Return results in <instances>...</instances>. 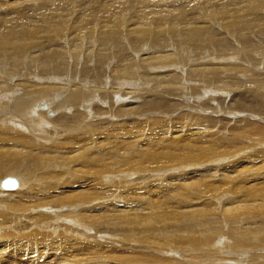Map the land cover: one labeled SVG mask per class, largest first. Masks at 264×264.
Masks as SVG:
<instances>
[{
	"label": "bare ground",
	"instance_id": "bare-ground-1",
	"mask_svg": "<svg viewBox=\"0 0 264 264\" xmlns=\"http://www.w3.org/2000/svg\"><path fill=\"white\" fill-rule=\"evenodd\" d=\"M72 1L53 0L57 6L63 9L69 8L68 4L73 5ZM170 1L175 0L88 1L90 4L99 5H104L106 2L110 3L113 8L112 16L116 23L122 24L124 21L127 23V21L137 19V22H134L137 26L134 27V39H120L117 34L98 38L97 40L100 46L99 49H95L97 54L93 60L94 66H91V62L87 61L88 57L86 60L87 64L80 65L76 70L71 69L70 72L72 75H68L67 77V79L72 82L73 76L77 75L76 77L79 81L71 86L68 85V87L60 86V90L52 95L51 100L53 103L49 108H53L55 113L60 111L56 114V118H58L56 121L60 123L64 122V124L62 123L65 125L63 133H69V136L66 137L69 138L68 142L73 144L72 148L68 146L72 151L64 150V145L62 146V144L65 142H61L60 139H55L51 143L47 141L50 137H48L47 140L43 139L45 135V138L47 137V133L59 132L48 130L46 127L47 123L40 117L37 123L34 124V129H40L41 134L38 135L42 138L38 140L34 137L19 133L16 128L7 124L0 125L1 187H4L5 178L7 179L8 176H16V178L21 177L20 179L25 182L24 184L26 186L23 191H30L29 193H31L32 190H35V194L39 196V202L52 208L50 212L53 216L57 214L61 215V220L57 222L53 221V226L47 229H45V224L43 223H38L35 228H33L32 222L26 216L18 218L13 227L9 224L0 226V264H53L55 262L53 260L59 258L60 255L66 252V246L72 248L74 239H82L81 244L78 246L80 250L77 251V253L68 251L65 255L71 257L75 261V264H113L107 261L113 262L116 259L114 252H117V257H121L123 262L126 261L125 264H169L177 253L181 254L180 257H182L184 261L178 259L180 263L183 264H214L213 258L211 257L213 256L212 253H209L210 256L209 254L196 252L206 249L210 246L211 242L225 243L227 245L229 241L232 242L230 245L233 247L231 248L232 251L237 250L240 256L233 259L229 264H247L250 254L255 255L257 253H264V128L247 129L249 131L241 133H236L232 130L235 133L232 138L228 139L230 141H222L221 139V141L213 142V132L211 133L210 131L212 130H210L208 135L210 138V140H208L210 142L203 141V139L198 141L195 140V142L185 139V141L173 142L174 138L169 137L172 139V143L165 144L166 146H163L165 148L160 149L152 146L146 150H139L138 148H140V146L137 148L135 144L137 148L136 151L141 153L140 158L138 157V160H136L137 157L134 159L132 155V151H134L135 148L131 145L120 149L118 146L123 147L121 146L122 144L116 145L112 144L110 141L109 147L100 146L95 137L99 133V128L96 124L97 121L95 120L94 123L89 122L88 119L93 120L92 114L86 117V112H83V110L86 109V105H89L91 109L94 108L96 111V97H103L106 100L105 102H110L112 100L110 90H103L104 86H108V82H110L104 79V73H106V66L110 65L108 57L111 50H113L111 57L114 59L113 62H115V65L109 66L110 71L108 73L113 77H110L114 79L113 83H120V86L131 83L133 84V88H142L143 86L149 85L152 89L157 91L158 96L161 98H170L176 93L174 97L180 100V95H183L181 94L182 89L186 90V88H190L189 90L192 89L195 93L200 89L208 95L211 94L213 90H216L217 87H226L228 90L230 89L233 91L232 89L235 90L238 86L247 85L245 84L246 82L242 83V79L239 77L240 71L242 73L245 70L246 67L244 68V64L248 66V69L251 67L244 75H249L248 73L250 71H254L252 66H254V64L256 65L257 60H259L257 59L258 55L255 54L256 57L254 56L252 58V62H246L247 59L250 60V55H239L237 51L233 53V51L237 50V47L234 45L232 53L227 54L224 51L225 53L223 54V50H225L224 43H222L220 39H215L213 37L212 24H216V22H213L216 19H220V22H222L224 19L223 16L229 18L225 26L233 32L236 37H239V39L243 38L241 41L243 46L249 47V39L244 38V35L251 34V36H253L252 32H258L259 34L261 33L260 31L263 32L264 30V0H221L218 10H215L213 7L212 0H194L197 5L191 6L190 9H186L185 0L183 3H181L182 0H180L174 8H167V2ZM25 2L26 3L22 5L28 10L36 9L41 3H51L49 0L45 2L36 0L35 3L33 0H27ZM238 2L239 6H235ZM34 4H36V7L32 8ZM216 6L218 5L216 4ZM222 7L228 10L225 14H223V12H218ZM210 8L213 12H211ZM237 8H239V11H237ZM73 12L75 14L77 13L76 10ZM198 19L200 28L196 27L194 24ZM19 24L24 23H14L10 26L8 32L1 34L0 56L3 57L4 54L6 55L7 52L12 51L17 54L14 56V60L18 61L21 59V56L28 54L31 48L34 47L35 49H33V51L37 50V52H40V55H38V57H33V52L32 60L27 62L28 67H32L36 72H39L42 77L50 74V78H48L49 80L47 82L45 81V83H43L41 77L37 79L33 78L29 76L33 72L26 71L23 78H29V81H31L30 85L23 86L24 90L14 91L13 93L7 92L6 96L0 95V118L7 119V122L9 121L10 115H15L16 111H25V113L28 114L30 107L36 108L38 105L30 103V100L36 101L38 98H35V96H38L42 92L53 90L52 88H56L58 81L63 80V78L59 79L52 74L55 73V71L60 72L62 56L44 49L40 44V39H23L25 36H34L38 32V28H36L33 23H25V26H20ZM168 33L176 39L175 41L182 39L185 42L181 40L185 44L184 47L181 46L176 48L173 44H170L169 39L166 37ZM141 35H143L145 39H141ZM26 41L29 43L23 45ZM46 41L51 42L53 39H46ZM175 41H172V43H179ZM128 43L129 47L127 49H131L132 52L126 50ZM214 43L217 45L216 48L219 51H217L216 48L214 50H216V53L219 52V56H215L217 62H210L209 58L211 54H209L210 50L208 47H213ZM140 45L142 46L143 56L139 64H135L133 60V57H135V48L133 47H139ZM150 47H152V51L147 56L146 53L150 50ZM183 48L185 50H183ZM180 49L184 53H189L193 49L197 54L192 57V61H188L189 56L186 57L181 54V56L178 54L179 56L176 60L173 56ZM258 52L259 51H257V53ZM207 54L209 56H205L203 60L202 57ZM212 56L213 55H211V60H213ZM221 56L225 58H220ZM224 60L225 62L221 63ZM181 61H185L184 63L188 65L184 77H182L183 72L181 70H179L180 74L176 72L179 69V64L182 63ZM243 61L245 62L244 64ZM190 62L192 63L190 64ZM15 63V68H19L18 63ZM219 65L220 68H224L225 72H222V70L220 71ZM214 66H218L217 70ZM89 68L92 70L96 69L97 74L90 77ZM137 68L140 69V76H137ZM260 74L258 71H255L251 76L249 75L250 79H255L258 82L260 81V84L255 80L251 81L254 87L249 91V94H254L255 98H251V102L248 104L237 101L236 105L239 107V110L244 109L247 112L251 111L254 113H257L259 110H264V91L261 90L264 89V73L262 77H260ZM183 78L189 79L188 83H193L194 85L182 84L177 86V80L185 82ZM38 79H40V81H38ZM51 81H53V84L50 83ZM144 81L147 82L146 85L142 84ZM35 84L39 85L27 91L28 87ZM16 85L17 84L14 83L12 87L14 88ZM93 86H95L101 94L97 93L98 91H94L92 89ZM162 86L165 88L162 89ZM48 87L52 88L48 89ZM20 92H23L24 95L30 93V95H28L29 97H27V99H21V97L18 96L15 98L12 97ZM32 93L34 94L31 95ZM199 94H201V92ZM222 97L223 96H221V98ZM4 99L6 100L5 102H3ZM45 106L46 105H42L41 108H45ZM173 106H175V103ZM161 108L166 109L165 107ZM172 108L171 105H169V109L172 110ZM175 108L176 106L173 110L176 111L177 109ZM67 112L68 114H66ZM71 112L73 115L69 114ZM40 113L43 116L47 113L54 115L53 111ZM262 114L264 115V113ZM196 116L194 115L193 117L196 118ZM186 118L183 120H188ZM199 118H201V120L204 119L201 115ZM5 119H2V121H5ZM83 119H85V121H83ZM245 119V121L248 120L247 118ZM196 120L200 119L196 118L195 121ZM204 120L206 122L207 118ZM192 122H189L193 124L191 127L196 128V130L199 129L198 131H200L202 127L201 123L196 124ZM82 125H84V128ZM176 125L182 128V125ZM185 125H187V123H185ZM212 125H214V123ZM122 126L124 125L122 124ZM85 128L86 130H82ZM204 128L207 129L209 127H203V129ZM115 129L118 128H114V130ZM172 129L173 128H171V130ZM178 131L179 130H177V132ZM117 134L119 136L118 130ZM170 134H173V132ZM174 135L177 134L174 133ZM193 135L195 134L193 133ZM252 135L253 139L251 138ZM244 136L250 137L251 139L246 145H244L245 140H242L240 142L242 146H240L237 140ZM43 141H47L48 145L44 144L45 142ZM131 141L133 143V140ZM154 143L155 145L157 144L155 140ZM159 144L160 143H158V145ZM104 149L105 151L102 152ZM170 153H175L177 160L180 161L178 165L173 166H176V168L185 167V170L173 172L172 175H170L172 180L183 177L187 173L186 169L190 167L192 175L187 178L190 182L173 184H171L172 182H163L162 186L164 185L167 190H170L167 191L165 190L166 188L164 189L166 193L170 194V198L167 201L159 200V196L154 194L156 193L155 191L151 195L153 196L152 198L148 199V195V197L146 196L147 198L145 197L148 201L143 204L140 203L141 201L139 203L135 201L137 205H134V201L129 202L127 198L128 204L131 203L132 206L127 207V205V210L125 207V209L118 210L127 213V227H124L126 229V234L122 235L128 244L127 253L123 254L119 249H100L109 246L110 240L115 239L110 233H114L115 227L122 225L112 223L110 221L111 219L104 216L101 225L105 226L103 229H107V233H105V231L102 233L101 230H95L93 234L89 233L90 230L101 222L100 216L102 215L97 213V209L99 207L106 208V206H108L107 200L104 197L99 198L95 191L97 182L102 181L107 183L103 180V174L108 173L109 175L111 172H114L113 174L115 176L117 173V180H119L120 174L124 176V181L129 180V174L133 175L135 172L128 171V166L139 169L142 176L145 174V176H148V170H150L151 177L161 176V172L158 175H153L154 168L160 164L156 169L162 171V167L166 164H161L159 161L160 159H164L165 161L169 160L167 161L169 162L167 163L168 166L172 165V159L165 157V155ZM227 158L228 160L224 162L223 160ZM149 160L157 161L159 164L154 165L153 163H147ZM132 161H138L139 164L134 166L131 163ZM204 161H206V163ZM221 162H223V164H221ZM196 164H198L197 167H206L196 169ZM209 164L210 166H208ZM6 170H9L13 174L5 173ZM216 171L220 173L217 174ZM166 175L169 176V174ZM13 179L16 182L15 187L12 189L7 188V190H16V188L20 186L21 180ZM133 179H135V177ZM139 179L141 180V178ZM115 181L116 180L113 182ZM145 181L143 180L142 182ZM67 182L75 185L78 192L76 196L63 197L61 195L63 192L59 191L58 188ZM158 185L160 186L159 183ZM144 187L145 186H141L139 190ZM157 188H161V186ZM3 190L5 189L3 188ZM159 190L160 189L157 191ZM136 192L138 191L136 190ZM140 192L142 193L143 190ZM132 195L131 198L135 199L134 192ZM173 199L177 200L181 204V207L179 206L178 208L174 204L176 210L169 211V203ZM138 200L139 199H137V201ZM200 200L211 203L213 208H201L196 204V202ZM162 203L166 206L165 212L160 210ZM64 204H66L65 207H63ZM172 206L173 205L170 207ZM163 207L162 209L164 210ZM63 208L65 209L63 210ZM146 208L148 209L146 210ZM218 216V228L215 226L207 228L205 224H202L212 223ZM159 221H161V225H159ZM258 223L260 224L257 226L254 225ZM98 233H102L103 237ZM256 235H258V237ZM2 240H4V242H2ZM5 241L7 243H5ZM248 244H252V246H248ZM24 247L28 249H24ZM45 249H50L52 250L51 252L57 254L56 258L47 262L45 252L41 253L39 257L38 255L36 256L37 252L45 251ZM169 249H173L175 255L166 251ZM62 250L65 252L62 253ZM48 252L50 253V251ZM157 253L159 255H157ZM48 254L47 257H52L48 256ZM40 257H44V259ZM66 258L68 257L64 256L61 261H58L59 259L57 261L62 263ZM258 261L256 256V262L248 264H257Z\"/></svg>",
	"mask_w": 264,
	"mask_h": 264
},
{
	"label": "rangeland",
	"instance_id": "rangeland-1",
	"mask_svg": "<svg viewBox=\"0 0 264 264\" xmlns=\"http://www.w3.org/2000/svg\"><path fill=\"white\" fill-rule=\"evenodd\" d=\"M25 1H27V0H20V1H18V0H13V1L0 0V38H1V34L8 32L10 26L14 23L18 22V23H24V24L25 23L35 24V27L38 28V32L34 36H25V37H23V39H40V44L43 46L44 49L50 50L51 52L56 53V54H60L62 56V59H61L62 65L60 67V72L55 71V73H52V74L57 76L59 79L63 78V80L58 81V83L56 84L57 85L56 88L48 87V89L52 88L53 90H48L47 92H42L38 96H35V98H38L36 101L30 100L29 101L30 103H35L38 105L37 106L35 105L36 108L30 107L28 114H26L25 111H18V112L16 111L15 115L14 114L10 115L11 119L9 118L8 122H7V119L0 118V125L7 124L9 126H12L13 128H16L19 133L34 137L38 140L39 138H42V137H40L38 135V134H41L40 129L39 128H38V130L34 129L35 128L34 124L37 123V120L40 117L42 120H44L47 123L46 127L48 130L59 132V133H47V137L45 138V136H46L45 135L43 139L47 140V138L50 137V139L47 140L49 143H51L55 139H60L61 142H65L64 144H62V146L64 145L63 149L68 150V151H72L70 148L73 147V144L69 143L68 142L69 138L66 137V136H69V133L68 132L63 133L64 132L63 128L65 127V125H63L64 122H62L63 123L62 124L59 121H56L58 119V118H56L57 117L56 114L59 113L60 111L55 113L53 108H49V107H51V105L53 103L51 100V97L53 94L58 92L61 87H68V85L71 86L72 84H75L79 81L76 77L77 75L73 76L72 82L67 79L68 75L69 76L72 75V73L70 72L71 69L76 70V69H78V67L80 65L87 64L86 60L88 57L89 58L87 61L91 62L90 63L91 66H94L93 60L95 59L96 54H97L95 52V49L96 48L99 49V46H100L98 44L99 43L97 40L98 38L117 34L120 37V39H134V35H135V28L134 27L137 26V24H135L134 22H137V19L127 21V23L124 21L122 24L116 23V21L114 20V17L112 16L113 15V8L111 7L110 3H108V2L104 3V5H99V4H90L88 2V1H93V0H79V1H72L71 0L73 2V5L68 4L69 8L63 9V8L57 6L53 2V0H49L51 2L50 4L41 3L36 9L28 10L25 6L22 5L23 3H26ZM33 1L35 3L36 0H33ZM38 1L45 2L47 0H38ZM185 1L182 0L181 3L185 2L186 9H190L191 6L193 7V6L197 5L194 0H185ZM212 1H213V7L215 8V10L216 9L218 10V8H220L219 3L221 0H212ZM179 2H180V0L167 2V4H168L167 8H174ZM216 4L218 6H216ZM243 5H241V6H243ZM235 6H239V2ZM35 7H36V4H34V6L32 8H35ZM75 10L77 11L76 14L73 12ZM184 11H186V10H184ZM227 11H228L227 8L222 7V9L218 12L219 13L223 12V14H225ZM237 11H239V8H237ZM211 12H213L212 9H211ZM223 17H224V19L222 20V22H220V19H216L213 21V22H216V24H212L213 37L215 39H220L222 41V43H224L223 45L225 47V50H223V54L225 52L227 54L232 53V51L234 50L233 49L234 46L237 47V50L233 51V53H235L237 51V53L239 55L240 54H243L245 56L250 55V60L247 59L246 62H252L251 61L252 58L254 56L256 57L255 54H257L258 55L257 59H259L256 62L257 66L254 64V66H252L254 71H250L248 74L251 76V74L255 71L256 72L258 71L259 74L260 73L263 74L264 73V30H263V32L260 31L261 33H259V34H258V32H252L253 36H251V34H245L244 38L249 39V42H248L249 47H245L241 43L243 38L239 39V37H236L234 35V33L231 32L225 26V24L229 20V18H225V16H223ZM150 20H152V19H150ZM24 24H19V25L25 26ZM194 24L196 27H199V19ZM166 37H167V39H169V43L173 44L176 48H179L181 46L184 47V45H185L184 44L185 42L182 39H178L177 41H175L176 39H174L173 36L169 35V33L166 34ZM140 38L145 39V37L143 35H141ZM46 39H53V41L47 42ZM233 39H235L236 41ZM27 41L23 45L28 44L29 42H27ZM172 41H175L176 43L179 42V43L175 44V43H172ZM239 44H240V46H239ZM216 46L217 45L214 43L213 47L212 46L208 47V49L210 50L209 54L213 55L212 56L213 60H211V55H210V58H209L210 62H215L216 61L215 56H217V57L219 56V52H217L218 54L216 53V50L219 51L216 48ZM128 47H129V43L126 46V50L129 52H132L131 49L130 50L127 49ZM131 48H132V46H131ZM133 48H135V55H134L135 57H133V60H134L135 64H139V62L141 61V58L143 56L142 46L140 45L139 47H133ZM215 48H216V50H214ZM33 49H35V48L32 47L30 52H28V54H24L23 56H21L20 57L21 59L18 61L14 60V56L17 54L13 53L12 51L7 52L8 54L7 53H6V55L4 54L5 56L3 55V57L0 56V79H1L0 80V95L6 96L7 92L13 93L14 91H20L22 89L24 90L23 86L30 85L31 81H29V78H23L26 71H32L33 73L29 76H32L33 78L37 79V78L41 77L43 79V83H45V81L47 82L49 80L48 78H50V74L44 75L42 77V76H40L39 72H36L32 67L31 68L28 67L27 62L32 60V53L34 52L33 57L34 56L38 57V55H40L39 54L40 52H37V50L33 51ZM180 50L177 51V53L173 56V58L176 59L181 54V55H184L186 57L189 56L188 61H190V60L192 61V57L195 54H197V52H194L193 49L191 51L192 53L191 52H189V53L185 52L187 55L182 50L181 51ZM183 50H185V49L183 48ZM151 51H152V47H150V50L146 53V55L148 56ZM257 51H259L260 53L259 52L257 53ZM221 52H222V50H221ZM112 53H113V50H111L110 55L108 57L110 65L106 66V68H105L106 73H104V75H105L104 79L106 81H110V82H108L109 87L104 86V89H103V90H106V89L110 90L112 100L110 102H105L106 100L103 97H101V98L96 97V102H95L96 111L94 110L93 107H92L93 109H91L89 107V105H86V107H85L86 109L83 110V112H86V115H85L86 117H89L92 114L93 120L88 119L89 122L94 123L95 120L97 121L96 124L99 128V133L95 137L97 138L96 140L99 142L100 146L109 147V143L112 142V144H116V145L122 144L121 146H123V147L118 146V148L121 149L124 147L126 148L127 146L129 147L131 145L132 147L135 148V150L132 151L133 152L132 155L134 156V159H136V157H137L136 160H138V157L140 158V156H141L140 155L141 153L140 152L138 153V151H136L139 146H140V148H138L139 150H146L147 148H150L152 146L156 147V148L158 147L161 149V148H165L163 146H166L168 143H172L171 138H174L173 142L185 141V140H190L192 142H195V140L198 141V140H202V139H203V141L210 142L209 141L210 138L208 137L210 132L211 133L213 132V137H212L213 142L221 141V139H222V141H230L228 139L232 138L233 134L235 132L241 133V132H246V131L252 130V128H264V115L262 114V113H264V110L263 111L259 110L257 113L251 112L250 110H249L250 112H247L244 109L239 110V107L236 105L237 101H242L243 103L248 104L251 102V98H255L254 94H249V91L252 90L254 87V85L251 83V81H254L255 79H250V76L247 74L244 75L245 73H247L246 71L251 69V67H250V69L247 68L248 66L244 64L245 63L244 61H243L244 68L245 67L246 68L242 73L240 71L239 77L242 79V83L246 82L245 84H247V85L238 86L237 88H235V90L232 89L233 91H231L230 89L228 90V88H226V87H223V88L217 87L216 90H213V92L211 94H208V95L203 90H200V89H198L196 91V93L198 92L196 94L192 89L189 90L190 88H186V90L182 89L181 94H183V95H180L181 98H180V100H178L176 97H174V96H176V93H174V96H172L170 98H161L160 96H158L156 90L152 89L149 85H146L147 84L146 81L142 82V84L146 85L147 87L143 86L142 88H135V87L133 88V86H132L133 84H131V83L128 85L126 83L125 85H122V86L119 85L120 83H113L114 79H111L110 77H112V76L109 75V73H108L110 71V67L115 65V62H113L114 59H112V57H111ZM247 53H249V54H247ZM262 53H263V56H262ZM205 56H209V55L208 54L204 55L202 57L203 60H204ZM228 57H230V56H228ZM220 58H225V57L221 56ZM15 62H17L19 65V68H17V69L15 68V64H16ZM181 62L184 63L185 61H181ZM224 62H225V60L222 61L221 63H224ZM191 63L192 62H190V64ZM181 64H179L180 65L179 69L176 72L179 73V70H181L183 72L182 77H184L185 73L187 72L186 70L188 69V65L186 63H184L183 65H181ZM236 65H239V64H236ZM214 67L217 70L218 66H214ZM91 68H89V76L90 77L97 74L96 69L92 70ZM211 68L214 69L213 67H211ZM28 69H30V70H28ZM38 69H40V68H38ZM219 69H220V71L222 70V72H225L224 68H220V65H219ZM137 72H138L137 76H140L141 75L140 69L137 68ZM33 74H34V76H33ZM262 74H260V77H262L264 75V74L263 75ZM245 76H247L249 79ZM243 77H245V78H243ZM183 80H185V82L177 80V86L182 85V84L183 85H189L190 84V83H188L189 79L183 78ZM38 81H40V79H38ZM255 81L258 82L257 80H255ZM14 83L17 85L13 88L12 86ZM50 83L53 84V81H51ZM65 83H70V84H65ZM92 84H94V83H92ZM38 85L39 84H35L33 86L28 87L27 91L34 89ZM190 85H194V84L192 83ZM163 86H162V89L165 88ZM245 88H247V89H245ZM92 89L94 91H98L97 93L101 94V92L99 90H97V88L95 86H93ZM261 90L264 91V89H261ZM199 91L201 92V94H199L200 93ZM33 94L34 93H32L31 95H33ZM12 95H14V94H12ZM23 95H24V93L20 92L17 95L12 96V97L15 98L18 96V97H21V99H27V97H29L28 95H30V93L25 94L24 96ZM218 96H220V97H218ZM221 96H223V97L221 98ZM175 98H176V100H175ZM5 101L6 100L4 99L3 102H5ZM174 103L176 106L175 109H177L176 111L179 110L178 112L173 110L175 107V106H173ZM201 104H202V106H201ZM42 105H46L45 108H41ZM169 105H171V108L173 107L172 108L173 112L171 109H169ZM161 107H165L166 109H162ZM87 109L89 110V112ZM49 111H53L54 115H51V113H47L46 115L43 116L40 113V112H49ZM260 111H261V113H260ZM66 114H68V112ZM69 114L73 115L72 112ZM186 114L189 116H187ZM198 114H200L202 117H204V119L207 118L206 122L204 119L201 120V118H199L200 115H198ZM191 115H192V117L194 115L195 116L197 115L196 118L200 119V120H196V121H198V122H196L195 121L196 118L195 117L192 118ZM68 117H70V116H68ZM86 117H85V119H86ZM186 117H188V118H186ZM185 118L188 120L184 121ZM212 118L215 120H213ZM220 118H223V119H220ZM227 118H229V119H227ZM245 118H247L248 120L245 121L246 120ZM2 119H5V121H2ZM85 119H83V121H85ZM13 120H14V122H13ZM211 120H212V122H211ZM219 120H221V121H219ZM79 121H81V120H79ZM79 121H77V122H79ZM183 121H184V123H183ZM187 121H189V122L193 121L196 124L201 123L202 127H201L200 131H198L199 129L196 130V128H192L191 126H193V124H191ZM214 121H216L217 123ZM257 121H259V122H257ZM185 123H187V125H185ZM213 123H214V125H212ZM256 123H258L259 125ZM122 124L124 126H122ZM176 124L182 125V128H180L181 126H178ZM161 125H162V127H161ZM201 125H199V126H201ZM261 125H263V126H261ZM82 126L84 128V125H82ZM188 126L191 127L192 130ZM207 126L209 128L203 129V127H207ZM210 127L213 129H211ZM248 127H250V128H248ZM114 128H118V129H115L116 130L115 131ZM171 128H173L172 129L173 131L171 130ZM106 129H108V130H106ZM247 129H249V130H247ZM82 130H86V128L82 129ZM117 130L119 132V136L117 134ZM177 130H179V131L177 132ZM210 130H212V131H210ZM232 130L235 132H233ZM106 131L109 133H107ZM113 131H114V133H113ZM171 132H173V134H170ZM105 133H107V134H105ZM115 133H116V135H115ZM174 133L177 135H174ZM193 133L195 135H193ZM178 134H180L181 136ZM220 135H222V136H220ZM120 136H122V137H120ZM214 136H216V137H214ZM254 136H259V135H254ZM169 137H171V138H169ZM222 137H224V138H222ZM225 137L227 138V140ZM245 137L246 136L239 138L240 140L239 139L237 140V141H239L238 144L240 146H242L240 144V142L242 140L243 141L245 140L244 145H246V143L249 142V140L253 137V135L251 136V138L250 137L245 138ZM166 138H167V141H166ZM243 138H245V139H243ZM246 139H247V141H246ZM254 139H255V137H254ZM131 140H133V143ZM154 140L157 143L156 145L154 143ZM47 141H43V142H45L44 144L48 145ZM160 141H162V142H160ZM158 143H160V144L164 143V144L158 145ZM125 144H127V145H125ZM135 144H136L137 148H136ZM68 146L70 148H68ZM104 151H105V149L102 152H104ZM73 154H76V153H73ZM136 154H138L139 156ZM124 156H127V155H124ZM165 157L172 159V165L168 166L167 163H169V162H167V161H169V160L165 161L164 159H160L159 161L161 164H163V165L166 164L165 165L166 167L165 166L162 167L163 168L162 171L159 169H156L160 165L159 162L153 161V160L147 161V163H153L154 165L159 164L156 166V168H154L153 175H158L161 172L162 173L161 176L151 177L150 176L151 175L150 170H148V174H149L148 176H145L146 174L144 176H142V173L139 169L131 168L130 166H128L127 167L128 171H130V172L134 171L135 172L133 175L129 174V177H128L129 180L124 181V176L122 174H120L119 175L120 181H119V180H117L118 178H116L117 173L115 176L113 174L114 172H111V173H109V175H108V173L103 174V180L107 183H104L102 181L97 182V184L95 186V191L97 192V195L99 198L104 197L107 200L108 206L104 205V206H106V208L99 207L97 209V213L102 215V216H100L101 222L95 228L90 230L89 233L93 234L95 230H101L102 233H103V231H105V233H107V229H103L105 226L101 225L102 219L104 216L105 217L107 216L106 218L111 219L110 221L112 223H117V224L122 225V226L115 227L114 233H110L108 231L111 235L114 236L115 239L110 240L111 242L108 244L109 245L108 247L100 248V249H102V250H104V249H119L122 251L123 254L127 253L128 244H127V241L125 240V238L122 236V235L126 234V229L124 227L125 226L127 227V222H126V214L127 213L118 211L119 209H125V208L127 210V207L132 206L131 203H130L131 205L128 204L127 198L129 199V202L134 201L133 202V204L135 203L134 205H137L136 202L139 203L140 201H141L140 203L143 204L144 202L148 201V199L153 197L151 195L155 191L156 193H154V194L159 196V198H160L159 200L167 201L170 198V194L166 193L165 190H167V188L164 185L162 186L163 182H172L171 184L190 182V180L187 179L188 177H190L192 175L191 174L192 172L190 171L191 170L190 167L186 169L187 173L183 177H180L179 179H176V180H172L170 175H172L173 172H178V170H185V167L176 168V166H173V165H178L180 163V161L177 160L175 153L167 154V155H165ZM227 160H228V158L226 160H223V161L225 162ZM204 162L206 163V161H204ZM131 163L134 166H137L139 164L138 161H132ZM221 164H223V162H221ZM197 165L198 164H196V166H195L196 169L206 167V166H198L197 167ZM208 166H210V164ZM216 172H217V174L220 173V172L218 173V171H216ZM5 173L13 174L9 170H6ZM166 174H169V176ZM8 177H12V178H15L17 180L18 179L21 180L20 179L21 177L16 178V176H11V175ZM134 177H135V179H133ZM145 177H146V181H145ZM139 178H141V180L142 181L144 180L145 182H142ZM153 178L154 179L156 178V179L154 180ZM112 179H114L116 181L113 182L114 180H112ZM0 183H1V179H0ZM24 183L25 182L23 180H21V184L19 187H17L18 189L16 188V190H7L6 187H3L5 189V190H3V188L0 185V226H2L4 224H9V225H12V227H13L15 225L17 219L20 217H23V216H26L30 219V221L33 224V228H35V226L38 223H43V224H45V229H47V228H50L51 226H53V221L54 222L60 221L61 215L57 214V215L53 216V214L50 212V210L52 208L49 206H45L39 202V196H37L35 194L36 193L35 190H32L31 193H29L30 191H26V192L23 191L26 188ZM158 183L160 184L161 188H157V187H160L158 185ZM140 185L142 187L145 186L143 189H141L145 193L140 192L141 191V190H139V188H141ZM148 185H150V186H148ZM138 186H140V187H138ZM156 189L157 190L160 189V190L157 191ZM58 190L63 192L61 194L63 197H73V196H76L78 194L75 185H72L68 182L65 184H62L58 188ZM136 190L138 192H136ZM167 191H170V190H167ZM133 192H134V197L139 199L138 201L136 198L135 199L131 198V195L133 194ZM160 192H162V193H160ZM56 194H59V193H56ZM128 194L129 195L131 194L130 197ZM137 194H139V195H137ZM138 196H139V198H138ZM146 196L148 197V199H146L147 198ZM132 197H133V195H132ZM154 197H155V195H154ZM143 199H145V200H143ZM170 203H169V205L170 206L173 205L172 206L173 209H172V207L169 206V208H170L169 211H172L174 209L176 210V207L179 208V206L181 205L177 200H174V199ZM174 204L176 205V207L174 206ZM177 204H179V205H177ZM196 204H198L203 209L213 208V205H211V203H206V202H203L201 200L197 201ZM65 206H66V204L63 205V207H65ZM116 207H122V208H116ZM162 207L164 208V210L162 209ZM64 209L65 208H63V210ZM147 209L148 208H146V210ZM160 210H162L163 212L166 211L165 204H163V203L161 204ZM218 219H219V216L212 223H202V224H205L207 226V228H209L211 226H215L218 228V224H219ZM159 222H160L159 225H161V221H159ZM260 223L254 224V225L257 226ZM102 233H98V234L101 237H103ZM223 236H226V235H223ZM256 236L258 237V235H256ZM81 240L82 239H77V240L74 239V241L72 242V248L70 246H66V252L64 250H62V253H64V252L67 253L68 251L77 253V251L80 250V248L78 246H79V244H81ZM2 242H4V240H2ZM5 243H7V242L5 241ZM231 244H232V242H230V241L228 242V245L225 243L211 242L210 246H208L206 249L198 250L196 252L202 253V254L212 253L213 256H211L210 254L209 255L213 258L214 264H229L233 259L240 256V254H239V252H237V250L232 251L231 248H233V247L230 246ZM229 246H230V248H229ZM248 246H252V244H248ZM24 249H28V248L24 247ZM59 250H61V249H59ZM138 250H141V249H138ZM48 251H50V253ZM51 251L52 250H50V249H48V250L45 249V251L37 252L38 254L36 253V256L38 255V257H39L41 255V253L45 252L46 253L45 254L46 261L50 262V260L55 259L56 255H57ZM166 251L168 253L170 252L171 254L175 255L173 252V249H169ZM65 253L60 255L59 258L53 260V261H55L53 264H75V261L71 257H69L68 255H65ZM47 254H48V256H52V257H50V258L47 257ZM114 254L116 256L115 257L116 259L113 262L107 261L108 263L125 264L126 261L123 262L121 257H117L118 256L117 252H114ZM157 255H159V254L157 253ZM64 256H66L68 258L64 259L62 261V263L61 262L59 263L58 261H61ZM180 256H181V254L177 253L176 256H174V259L172 260V262H170L169 264H183V263H180V261H179V259L180 260L182 259V261H184L183 258ZM256 256H257V259L259 260L257 264H264V253L263 254L257 253L255 255L250 254L248 256L249 258L247 260V264L256 262ZM40 258L44 259V257L43 258L40 257ZM162 260H164V259H162ZM177 261H179V262H177Z\"/></svg>",
	"mask_w": 264,
	"mask_h": 264
},
{
	"label": "water",
	"instance_id": "water-1",
	"mask_svg": "<svg viewBox=\"0 0 264 264\" xmlns=\"http://www.w3.org/2000/svg\"><path fill=\"white\" fill-rule=\"evenodd\" d=\"M44 106V105H43ZM15 180L13 178H7L4 181V187L12 189L15 187Z\"/></svg>",
	"mask_w": 264,
	"mask_h": 264
}]
</instances>
